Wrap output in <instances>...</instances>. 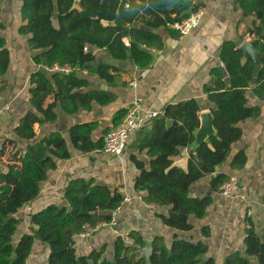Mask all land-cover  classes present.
I'll use <instances>...</instances> for the list:
<instances>
[{"label":"trees","instance_id":"1","mask_svg":"<svg viewBox=\"0 0 264 264\" xmlns=\"http://www.w3.org/2000/svg\"><path fill=\"white\" fill-rule=\"evenodd\" d=\"M75 1L22 0L18 33L26 38L37 66L69 65L80 71L86 70L89 77H98L109 87L115 85L120 69L106 63L96 64L95 50L107 53L112 60L129 62L140 70H146L154 55L142 51L141 47L162 51L166 45L156 31L165 27L167 32L175 34L166 27V21L159 17L158 12L172 7V12L178 14V20L183 18L185 11L200 7L192 8L193 2L184 0H138V4L131 5L132 13L124 11V20L129 24L125 28L110 26L117 19L120 0H80L82 9L94 15L90 18H82L78 11L71 10ZM236 3L244 18H254L255 31L251 30L254 38L250 44L264 55V0H236ZM146 4L149 5L144 8ZM143 9L144 13L140 14ZM6 30L7 26L0 19V78L7 75L11 63ZM238 39L243 41L244 37L238 35ZM85 47H89V51H85ZM218 57L222 67L211 69L210 81L203 87L209 112L214 117L216 136L199 147L196 153L190 150L203 111L201 100L191 99L167 105L163 110L165 115L149 121L133 142V148L146 158L130 157L139 173L134 190L144 195L147 204L156 205L166 212L158 214V217L176 232L170 244L165 237L156 236L147 245L132 232L130 236L138 247H129L118 238L111 251L103 245L86 255L79 254L77 238L84 225L96 227L109 223L113 212L125 200L118 189L84 178L68 182L63 205H50L33 213L28 231L15 242L23 223L18 214L39 198L42 184L49 173L58 168L57 161L71 157L66 138L62 133L51 132L28 144L24 150H17L15 160L4 166L0 173V264H28L35 249L45 246L49 248L48 264H264V231H259L251 217L247 216L250 228L246 229L244 249L230 252L221 263L210 255V246L205 242L211 236L209 226L201 227L199 233L202 238L199 240L185 236L194 232V221L206 219L214 204L213 195L221 196V187L247 165L246 151L241 149L232 154V145L243 138L242 125L258 120L262 115L261 107L253 105L250 97L264 101V58L257 85L252 88L250 83L255 64L252 59L245 58L236 39L223 42ZM227 78L230 79L229 84ZM30 83L33 110L14 130L18 137L28 141L36 137V124L41 126L58 119V106L65 114L73 115L90 111L94 104L104 106L115 100V94L94 89L89 79L76 72L49 74L40 69L32 74ZM49 98L53 102L46 105ZM125 113L126 110H122L114 116V127ZM96 127V123L71 127L69 140L74 149L83 153L102 151L104 139L92 140ZM110 130H105V134ZM8 143L14 144V141L9 140ZM6 145L4 143L0 148L2 158ZM184 149L190 150L186 168L176 164ZM197 157L207 172L197 164ZM230 158L232 173L218 172V168ZM206 177H210L209 193L199 197L194 187ZM261 198L264 203V195ZM146 248L149 252L144 253Z\"/></svg>","mask_w":264,"mask_h":264},{"label":"crops","instance_id":"2","mask_svg":"<svg viewBox=\"0 0 264 264\" xmlns=\"http://www.w3.org/2000/svg\"><path fill=\"white\" fill-rule=\"evenodd\" d=\"M184 1L193 2L192 8L200 6L204 9L203 19L196 30L189 35L181 36L170 27V24L179 20H177L178 14L172 12V7H167L165 12H158L159 17L166 21V27L175 34L167 32L165 27L156 31L163 37L166 46L162 51L148 48L154 55V59L146 70H140L129 62L112 60L107 53L96 51L94 53L98 60L96 64L109 65V61H114L116 65L110 66L120 69L115 85L109 87L98 77H89L86 70L81 71L79 75L89 79L94 89L115 94V100L104 106L94 104L90 111H81L73 115L65 114L58 106L56 109L58 119L54 123L41 126L36 124V137L32 141L21 139L14 130L21 119L33 110L30 105V79L32 74L42 70L43 67L34 63L32 59L34 52L28 47L26 38L18 35L21 19L11 27L10 16L0 12V19L7 26L5 32L7 46L10 44L9 37L16 45L15 55H12L10 51V69L6 76L0 78V88H3L0 89V110L2 111L0 128L3 129L1 132H8L15 126L11 137L14 144L10 145H13L16 151L24 150L28 144L41 140L51 132H59L66 138L71 152L69 159L57 161L58 168L49 173L48 179L42 184L39 198L28 206L29 212L36 213L50 205H63L64 195L71 179H94L99 184L118 189L125 197L118 211L119 230L137 234L147 245L156 236L165 237L168 244L172 242L176 232L165 226L158 217V214L166 212L159 207L152 209L144 201V195L134 190L135 179L139 173L130 157L136 155L139 159L146 160L145 156L140 155L133 148L137 135L129 139L123 156L117 158L105 154L103 150L92 153L77 151L69 140V129L75 125L96 123L97 127L92 133V140L98 142L104 139L105 130L114 127V116L132 105L136 93L144 98L145 107L154 111L161 112L167 105L200 99L202 113L209 112L203 87L210 81L211 69L216 66L222 67L218 57L219 48L226 40H237L238 35L244 37V42L250 43L254 38L251 35V30L255 31L254 18H244L236 0ZM21 5L22 0L19 3L20 8ZM131 5L130 9H125L130 13L133 12ZM148 5L146 4L144 8ZM188 11L191 10L185 11L183 17ZM143 13L144 9L140 10V14ZM145 29L150 31L149 28ZM133 82H137V88L131 86ZM51 102L53 99L49 98L46 105ZM251 103L261 107L262 115L258 120L244 123L243 138L232 145V154L244 149L248 155L247 165L237 174L240 180L238 193L240 196L244 195L246 200L238 197L229 199L214 194V204L210 207L206 219L194 221V232L185 235L186 237L194 236L195 240H199L202 238L199 233L201 227L209 226L211 236L205 242L210 246V255L220 263L230 252L244 249L247 216L256 223L259 231H264V203L261 198L264 195V101L251 99ZM184 150L181 157L176 160V164L182 168H186L190 154V150ZM231 159L219 167L218 172L230 173ZM209 184L210 177L202 179L194 187L195 194L203 197L209 193ZM114 241L112 230L108 226H101L90 238L86 240L77 238L76 247L79 254L86 255L92 249H100L103 245H107L108 250L111 251ZM146 250L149 252V248Z\"/></svg>","mask_w":264,"mask_h":264},{"label":"built area","instance_id":"3","mask_svg":"<svg viewBox=\"0 0 264 264\" xmlns=\"http://www.w3.org/2000/svg\"><path fill=\"white\" fill-rule=\"evenodd\" d=\"M130 9V5L126 6ZM204 9L202 7L197 8L192 11L190 15L179 19L178 21L170 24V27L177 31L181 36L189 35L191 32L196 30L203 19ZM125 43L128 44L125 39ZM89 47H85V51H89ZM97 50L94 51L96 53ZM42 70L49 74L63 73L71 74L73 72L80 73V69H74L69 65H54L53 67H43ZM133 88H137V82L131 84ZM165 115L164 111L158 112L145 107V100L139 94H135L134 102L126 110V113L120 123L112 128L104 138L103 152L111 157L120 158L123 156L128 141L132 136H135L146 124L156 118H162ZM2 116V111L0 110V119ZM240 180L238 176H231L229 181L226 182L220 189L221 196L229 199L240 198L241 200H246L244 195L240 196L238 193ZM152 209L158 208L156 205L148 204ZM264 208V206H263ZM120 209V208H119ZM118 210L113 212L112 219L109 223H101L96 227L86 224L83 227L82 233L78 236L80 240H86L90 238L97 230L98 227L108 226L114 235L115 239L121 238L125 244L129 247H138L133 238H131L128 232H123L118 229ZM250 226L247 224V229Z\"/></svg>","mask_w":264,"mask_h":264},{"label":"water","instance_id":"4","mask_svg":"<svg viewBox=\"0 0 264 264\" xmlns=\"http://www.w3.org/2000/svg\"><path fill=\"white\" fill-rule=\"evenodd\" d=\"M138 4L139 1L137 0H120L118 12H117V19L112 21L110 23V26L116 27V26H123L125 28L129 27V24L124 20V11L126 9L127 5L131 4ZM73 11H78L80 13V16L82 18H90L94 17V15L84 11L80 5V0H76L73 4L72 9ZM191 11H188L184 14V16L190 15ZM148 30V29H147ZM236 44L239 46V48L244 52L246 59H252L255 64V72L253 75V78L251 80V87L254 88L257 85L258 76L262 67V59L264 58V55L257 52L253 46L248 43L242 41V39H237ZM141 50L150 53V50L146 47H141ZM109 65L115 66L116 62L109 61ZM226 82L229 84L230 79L227 78ZM216 136V130L214 127V117L213 115L208 113H201L200 115V127L198 130L194 132V143L191 146L190 150H194V152H197V149L201 147L204 144H207L212 137ZM185 151V156H187V152ZM196 162L198 165L202 167V170L204 172H207V168L201 164L200 159L197 157ZM3 167L0 165V173L2 172ZM262 239L264 240V235L262 236Z\"/></svg>","mask_w":264,"mask_h":264},{"label":"rangeland","instance_id":"5","mask_svg":"<svg viewBox=\"0 0 264 264\" xmlns=\"http://www.w3.org/2000/svg\"><path fill=\"white\" fill-rule=\"evenodd\" d=\"M20 1L21 0H0V12H1V14H2V12H3V14L7 13L10 16L11 27H12V25L17 24L20 20V7H19ZM18 35H19V33H18ZM19 36L22 38H25L24 36H21V35H19ZM9 39H10V44L7 46V48L9 50V52L11 51L12 55H15L16 45L13 43L11 37H9ZM250 98L252 100L255 99L253 97H250ZM14 128H15V126H14ZM14 128L9 129L8 132L3 131L4 133L1 132V130H3V129L0 128V148L2 147V145L4 143H7L6 155L3 158L0 157V165L3 167L2 171H4V169H5L4 166L10 164L16 158L17 151L15 149H13V147H14L13 145H10L8 143L9 140H13L11 137L13 135ZM29 208L30 207H25L24 210H22L18 214V217L23 219V223L20 226V231H18V233L15 237V242L18 239H20V237L23 235V233H25L29 229L28 228V225H29L28 222L30 220L31 215L33 214L31 211L29 212ZM190 234H188V235H190ZM147 252H148V250L144 249V253H147ZM48 253H49V248L47 246L38 247L37 249H35V252L31 255V257L28 261V264H48L47 263Z\"/></svg>","mask_w":264,"mask_h":264},{"label":"clouds","instance_id":"6","mask_svg":"<svg viewBox=\"0 0 264 264\" xmlns=\"http://www.w3.org/2000/svg\"><path fill=\"white\" fill-rule=\"evenodd\" d=\"M185 17V16H184Z\"/></svg>","mask_w":264,"mask_h":264}]
</instances>
